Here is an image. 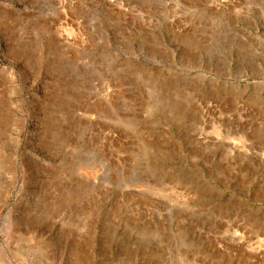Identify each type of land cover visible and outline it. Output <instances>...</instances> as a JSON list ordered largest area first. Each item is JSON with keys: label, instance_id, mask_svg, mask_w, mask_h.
Returning <instances> with one entry per match:
<instances>
[{"label": "rangeland", "instance_id": "obj_1", "mask_svg": "<svg viewBox=\"0 0 264 264\" xmlns=\"http://www.w3.org/2000/svg\"><path fill=\"white\" fill-rule=\"evenodd\" d=\"M0 264H264V0H0Z\"/></svg>", "mask_w": 264, "mask_h": 264}]
</instances>
